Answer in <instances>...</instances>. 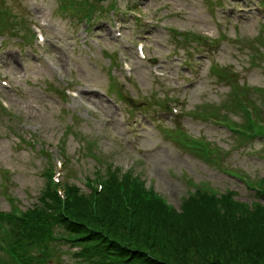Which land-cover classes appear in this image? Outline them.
I'll return each instance as SVG.
<instances>
[{
	"label": "rangeland",
	"instance_id": "1",
	"mask_svg": "<svg viewBox=\"0 0 264 264\" xmlns=\"http://www.w3.org/2000/svg\"><path fill=\"white\" fill-rule=\"evenodd\" d=\"M18 1L21 6L15 0L0 3L10 13H26L28 23L43 26L46 45L39 48L35 40L22 44L18 37L0 32V75L8 74L14 85L13 90L2 93L12 114H0V211H8L12 201L20 209L33 205L46 182L44 169H57L55 158L65 162L62 185L68 180L85 189V179L95 178L103 163L110 162L121 170L133 168L146 185L175 207L190 189L187 177L194 183L209 184L215 191H236L234 199L253 201L241 178L224 172L218 163L240 169L250 179L264 177V138L242 140L221 122L208 118L243 120L238 110L224 106L230 85L215 75L214 65L226 68L230 81H238L248 100L264 112V19L255 6L263 0H235L238 9L230 19L224 16L227 0H117L124 21L119 40L113 39V9L107 8L108 1L100 4L88 24L84 20L75 23L72 10L62 9L60 0ZM137 4L147 15L155 13L161 18L160 26L149 29L147 52L159 59L162 77L154 75L148 60L135 56L137 26L126 10ZM174 31L186 32L198 41ZM222 32L231 38L222 37ZM203 37L213 46L202 45ZM95 39L100 40L99 46ZM242 40L251 46L245 47ZM199 48L212 50L215 59L207 58ZM252 48L261 54L255 61L251 60ZM117 51L130 53L133 78L129 82L124 79ZM114 54L113 65L110 56ZM195 69L198 77L193 75ZM111 77L116 79L121 99L110 88ZM67 79L86 94H65ZM176 96H186L179 120L192 136L212 144L211 161L184 149L166 134L175 127L176 118L158 104L166 97L174 101ZM134 116L141 121L135 122ZM258 118L264 121V117ZM131 131L137 134V144L129 140ZM86 140L93 144V156L86 153ZM63 257L70 261L65 254ZM50 264H56L55 260Z\"/></svg>",
	"mask_w": 264,
	"mask_h": 264
},
{
	"label": "trees",
	"instance_id": "2",
	"mask_svg": "<svg viewBox=\"0 0 264 264\" xmlns=\"http://www.w3.org/2000/svg\"><path fill=\"white\" fill-rule=\"evenodd\" d=\"M71 1L75 8L82 2ZM86 4L93 9V0ZM6 17L0 11V27L16 22ZM14 28L25 26L19 22ZM20 39L24 44L31 36ZM250 103L260 116L263 111ZM224 106L243 115L240 122L222 119L237 137H264V127L253 123L234 90ZM176 139L206 158L201 141L181 133ZM51 168L42 173L46 182L33 205L0 211V238L6 244L0 247V264H49L64 251L71 258L66 264H264V177L257 188L245 185L251 202L234 199L236 191L216 192L201 184L181 196L178 207H168L132 170L110 166L99 175V191L65 181L61 198Z\"/></svg>",
	"mask_w": 264,
	"mask_h": 264
},
{
	"label": "bare ground",
	"instance_id": "3",
	"mask_svg": "<svg viewBox=\"0 0 264 264\" xmlns=\"http://www.w3.org/2000/svg\"><path fill=\"white\" fill-rule=\"evenodd\" d=\"M89 96L93 97V98H99L97 94L91 93V92H87Z\"/></svg>",
	"mask_w": 264,
	"mask_h": 264
}]
</instances>
